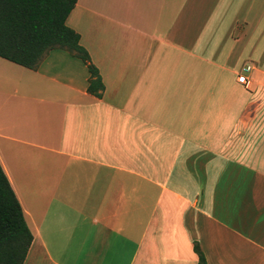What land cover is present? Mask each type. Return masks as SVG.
Instances as JSON below:
<instances>
[{
    "label": "crops",
    "instance_id": "1",
    "mask_svg": "<svg viewBox=\"0 0 264 264\" xmlns=\"http://www.w3.org/2000/svg\"><path fill=\"white\" fill-rule=\"evenodd\" d=\"M67 24L101 97L64 47L0 75L24 264H264V0H77Z\"/></svg>",
    "mask_w": 264,
    "mask_h": 264
},
{
    "label": "trees",
    "instance_id": "2",
    "mask_svg": "<svg viewBox=\"0 0 264 264\" xmlns=\"http://www.w3.org/2000/svg\"><path fill=\"white\" fill-rule=\"evenodd\" d=\"M77 0H0V56L36 69L45 54L64 47L80 57L90 72L88 91L101 97L102 76L92 62L81 36L67 24ZM33 233L21 202L0 163V264H24ZM199 264L206 257L198 244Z\"/></svg>",
    "mask_w": 264,
    "mask_h": 264
},
{
    "label": "built area",
    "instance_id": "3",
    "mask_svg": "<svg viewBox=\"0 0 264 264\" xmlns=\"http://www.w3.org/2000/svg\"><path fill=\"white\" fill-rule=\"evenodd\" d=\"M238 81L247 85L249 83V79L247 78L246 74L238 75Z\"/></svg>",
    "mask_w": 264,
    "mask_h": 264
},
{
    "label": "rangeland",
    "instance_id": "4",
    "mask_svg": "<svg viewBox=\"0 0 264 264\" xmlns=\"http://www.w3.org/2000/svg\"><path fill=\"white\" fill-rule=\"evenodd\" d=\"M7 59L3 58V57H0V75L5 72L4 70H2V65H3V62H6Z\"/></svg>",
    "mask_w": 264,
    "mask_h": 264
}]
</instances>
